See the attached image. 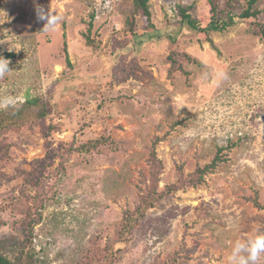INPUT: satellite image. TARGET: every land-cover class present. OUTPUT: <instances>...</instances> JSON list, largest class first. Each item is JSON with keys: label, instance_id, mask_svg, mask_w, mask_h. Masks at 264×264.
I'll list each match as a JSON object with an SVG mask.
<instances>
[{"label": "rangeland", "instance_id": "obj_1", "mask_svg": "<svg viewBox=\"0 0 264 264\" xmlns=\"http://www.w3.org/2000/svg\"><path fill=\"white\" fill-rule=\"evenodd\" d=\"M134 1L0 0L10 61L0 99L16 101L0 115L28 98L46 107L0 137V207L27 202L1 216L0 254L12 262L33 251L38 264L94 252L113 264H228L235 241L264 232V0L251 19L241 18L247 0H213L217 19L235 16L221 32L203 31L208 0H149L150 19ZM38 8L63 17L55 31ZM214 161L200 185L144 206L155 181L159 195ZM41 174L38 209L29 181ZM28 209L41 219L30 241Z\"/></svg>", "mask_w": 264, "mask_h": 264}, {"label": "trees", "instance_id": "obj_2", "mask_svg": "<svg viewBox=\"0 0 264 264\" xmlns=\"http://www.w3.org/2000/svg\"><path fill=\"white\" fill-rule=\"evenodd\" d=\"M259 0H247V9L245 10V12L243 14H241V18L242 19H251V18H255L258 15V11H251L255 5H257ZM135 9L136 12H140L142 13L143 16H145L147 19L151 18V11H150V7H149V0H135ZM210 6H212V21L210 22L209 26H207L205 29H203V31L205 32H210L214 31V32H221L224 31L225 28L228 27L229 24H232L233 20H234V15H231L228 17L227 21L228 22H223L220 21L219 19H217L216 14L218 12V8L215 5V2L213 0H208ZM226 6L229 8H234V3L233 0H228L226 2ZM217 11V12H216ZM180 16H182V23L183 24H187L189 27L197 29V22L193 19H191V17L188 15L187 10L185 8H180ZM133 23V21H132ZM131 28H133V24L130 25ZM150 27V26H149ZM151 28V27H150ZM261 29L256 31V35H262L264 36V27H260ZM132 33L134 35H136L135 32L132 31ZM118 59V58H117ZM119 60V59H118ZM122 61V60H121ZM120 61V63H121ZM41 98H28L26 99L24 102H21L18 107H13V111L12 114L4 112L1 115H3V119H0V137L6 133V127L8 128L9 122L13 121L16 118L21 117V115L23 114V111L25 110H32V109H37L41 112V115H45V110L43 108V105H40V101ZM15 106V105H14ZM0 115V116H1ZM105 140V141H104ZM101 141H96V142H90L88 145V148H96L101 146L104 143H109L111 142L108 139H104ZM8 152H9V148L7 146H3L0 143V169L2 166L6 165L7 162V158H8ZM218 166V162L214 161L211 165H207L204 168H199L198 171L196 172V174H193L187 178H184L183 176H180L179 181L177 182L176 185L173 186H169L166 188V190L159 194L156 195V187H157V182H154V188L150 191V193L145 194L146 197V202L144 204L145 207L147 208H152L154 206V204L158 201H161L163 197L171 195L173 192H176L179 189L182 188H186V187H195L197 185H200L203 181V178L205 177V175L208 172H212L214 171ZM44 180L42 174L40 176H35L33 178L30 179L29 183L32 187H34L35 189H37L39 195L37 196L38 199V204H37V208L38 209H42L43 208V199H41V195H42V189L44 184L42 185V181ZM27 195V194H26ZM25 195V196H26ZM28 196V195H27ZM18 203H9L8 205H5L3 207H0V227L2 225L5 224V222L2 221V214L4 211L9 212L11 207H13L14 209L21 208L22 210H24V207H26L27 202L26 201H21L16 199L15 200ZM35 201H36V197H35ZM27 208V207H26ZM26 213V218L23 220L24 222V226L26 224H28V226L24 227L25 229H28V234H27V239L26 241H30L32 238V231L34 228V224H38L41 219H40V215L38 216V218H34L36 212L33 213L32 210L28 209L27 211H24ZM36 254L33 251H28L26 253L25 259L23 260V262L20 263H16V262H12L10 259H8V257L4 256L3 254H0V264H38L39 263V259L36 258ZM43 261L40 262V264H42ZM82 264V263H81ZM83 264H113V257L108 255V254H101V253H88L84 258H83Z\"/></svg>", "mask_w": 264, "mask_h": 264}, {"label": "clouds", "instance_id": "obj_3", "mask_svg": "<svg viewBox=\"0 0 264 264\" xmlns=\"http://www.w3.org/2000/svg\"><path fill=\"white\" fill-rule=\"evenodd\" d=\"M37 15L40 20L46 21L43 29L55 31L61 23L63 17L47 11L43 8L37 9ZM10 61L0 57V78H3L9 70ZM222 79L227 78L226 73L219 74ZM15 99L5 97L0 99V107H8L15 104ZM264 257V232H259L254 238L248 240H237L234 242L231 253L228 257V264H258Z\"/></svg>", "mask_w": 264, "mask_h": 264}]
</instances>
